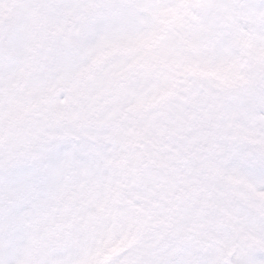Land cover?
Wrapping results in <instances>:
<instances>
[{
    "label": "snow or ice",
    "instance_id": "snow-or-ice-1",
    "mask_svg": "<svg viewBox=\"0 0 264 264\" xmlns=\"http://www.w3.org/2000/svg\"><path fill=\"white\" fill-rule=\"evenodd\" d=\"M0 264H264V0H0Z\"/></svg>",
    "mask_w": 264,
    "mask_h": 264
}]
</instances>
